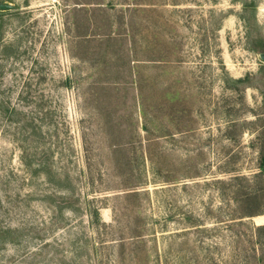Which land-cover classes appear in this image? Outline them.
I'll list each match as a JSON object with an SVG mask.
<instances>
[{
	"label": "rangeland",
	"instance_id": "1",
	"mask_svg": "<svg viewBox=\"0 0 264 264\" xmlns=\"http://www.w3.org/2000/svg\"><path fill=\"white\" fill-rule=\"evenodd\" d=\"M262 162L264 0H0V264H260Z\"/></svg>",
	"mask_w": 264,
	"mask_h": 264
},
{
	"label": "trees",
	"instance_id": "2",
	"mask_svg": "<svg viewBox=\"0 0 264 264\" xmlns=\"http://www.w3.org/2000/svg\"><path fill=\"white\" fill-rule=\"evenodd\" d=\"M147 124H148V120L145 121V125H144V129L145 131H149V129L147 128ZM148 152V150H147ZM150 157V156H149ZM149 160L151 161V163L153 162V159L150 157ZM262 166L264 167V162H262ZM235 179H241V176H236ZM240 185V184H239ZM241 186V185H240ZM138 186H135L134 189H136ZM138 193V191H133L131 194L136 195ZM255 215L257 213H254ZM257 230L259 233V237H258V243L262 249V255H260V258H258V261L260 264H264V224L263 225H258L257 226Z\"/></svg>",
	"mask_w": 264,
	"mask_h": 264
},
{
	"label": "water",
	"instance_id": "3",
	"mask_svg": "<svg viewBox=\"0 0 264 264\" xmlns=\"http://www.w3.org/2000/svg\"><path fill=\"white\" fill-rule=\"evenodd\" d=\"M1 8H2V9H10V8H11V5H5V4H2V5H1Z\"/></svg>",
	"mask_w": 264,
	"mask_h": 264
}]
</instances>
